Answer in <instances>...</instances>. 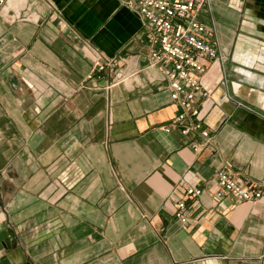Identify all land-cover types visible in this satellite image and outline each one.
Masks as SVG:
<instances>
[{
    "label": "crops",
    "instance_id": "obj_1",
    "mask_svg": "<svg viewBox=\"0 0 264 264\" xmlns=\"http://www.w3.org/2000/svg\"><path fill=\"white\" fill-rule=\"evenodd\" d=\"M131 1L0 0V264H264V191L213 181L264 183V0L197 12L221 54L207 141L162 129L177 106Z\"/></svg>",
    "mask_w": 264,
    "mask_h": 264
},
{
    "label": "built area",
    "instance_id": "obj_2",
    "mask_svg": "<svg viewBox=\"0 0 264 264\" xmlns=\"http://www.w3.org/2000/svg\"><path fill=\"white\" fill-rule=\"evenodd\" d=\"M208 0H132L142 18L145 30L153 47L149 50V64L160 68L165 76L169 95L176 104V113L164 131L176 128L181 134L197 133L209 138V130L200 116L201 104L208 97L209 90L203 85L202 76L206 71L203 59L218 60L221 56L214 31L197 19L200 6ZM107 62L96 64L98 71L108 69ZM110 86V85H108ZM201 144L193 143L194 150ZM216 185L214 196L225 194L240 202H254L264 191V183L254 187L240 184L224 169L214 173ZM187 195H199L201 188L189 186ZM174 215L185 222V203H175Z\"/></svg>",
    "mask_w": 264,
    "mask_h": 264
},
{
    "label": "bare ground",
    "instance_id": "obj_3",
    "mask_svg": "<svg viewBox=\"0 0 264 264\" xmlns=\"http://www.w3.org/2000/svg\"><path fill=\"white\" fill-rule=\"evenodd\" d=\"M21 1V0H20Z\"/></svg>",
    "mask_w": 264,
    "mask_h": 264
}]
</instances>
